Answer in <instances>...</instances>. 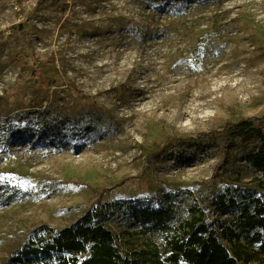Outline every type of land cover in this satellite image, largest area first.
<instances>
[{
	"label": "rangeland",
	"instance_id": "374dc122",
	"mask_svg": "<svg viewBox=\"0 0 264 264\" xmlns=\"http://www.w3.org/2000/svg\"><path fill=\"white\" fill-rule=\"evenodd\" d=\"M263 116L264 0H0V264L99 203L127 239L136 209L259 197L234 128Z\"/></svg>",
	"mask_w": 264,
	"mask_h": 264
},
{
	"label": "trees",
	"instance_id": "16d2710c",
	"mask_svg": "<svg viewBox=\"0 0 264 264\" xmlns=\"http://www.w3.org/2000/svg\"><path fill=\"white\" fill-rule=\"evenodd\" d=\"M240 139H256L258 151L247 163L260 174L259 197L239 203L224 193L209 198L204 206L194 202L188 217L166 210H135L132 224L139 231L125 235L106 223L108 213L120 212L116 203H99L75 225L62 230L43 226L6 264H264V116L235 126ZM238 208L230 225L212 222L217 214ZM144 225V226H143ZM163 238V246L154 239Z\"/></svg>",
	"mask_w": 264,
	"mask_h": 264
}]
</instances>
